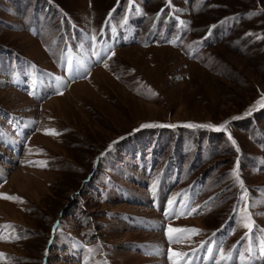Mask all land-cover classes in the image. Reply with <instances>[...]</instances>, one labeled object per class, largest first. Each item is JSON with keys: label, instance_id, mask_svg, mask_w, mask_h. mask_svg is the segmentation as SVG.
<instances>
[{"label": "rangeland", "instance_id": "obj_1", "mask_svg": "<svg viewBox=\"0 0 264 264\" xmlns=\"http://www.w3.org/2000/svg\"><path fill=\"white\" fill-rule=\"evenodd\" d=\"M261 258L264 0H0V264Z\"/></svg>", "mask_w": 264, "mask_h": 264}, {"label": "bare ground", "instance_id": "obj_2", "mask_svg": "<svg viewBox=\"0 0 264 264\" xmlns=\"http://www.w3.org/2000/svg\"><path fill=\"white\" fill-rule=\"evenodd\" d=\"M83 64H84V63H82L81 65H83ZM51 102L53 103L54 100H51L49 103H51ZM49 103H48V104H49ZM48 104H47V105H48ZM23 106H24V105H23ZM31 107H33V109H34V106L31 105ZM31 110H32V109H31ZM29 112H30V111H29ZM31 113H32V112H31ZM33 115H34V112H33L30 116H33ZM18 183H20L19 180H18V176H16V175H11V177H10V181H9V183H8V186L11 187V186H14L15 184L18 185ZM157 220H158V219H157ZM186 222H187V221H186ZM189 223H190V222H189ZM189 223H188V224H189ZM182 225H184V223H183ZM190 225H192V226H193V225H196V226H199V227H200V224H199V222H197V221H194V222L191 223ZM156 239H159V238L156 237ZM156 239L154 238V240H156ZM156 244L159 245V243H156ZM261 257H262V256H261ZM136 259H138L136 255H135L134 257H133V256H132V257L130 256V260H131L132 263L135 262ZM138 261H139V260H138ZM140 261H141V259H140ZM154 263H155V262H152V264H154Z\"/></svg>", "mask_w": 264, "mask_h": 264}, {"label": "snow or ice", "instance_id": "obj_3", "mask_svg": "<svg viewBox=\"0 0 264 264\" xmlns=\"http://www.w3.org/2000/svg\"><path fill=\"white\" fill-rule=\"evenodd\" d=\"M74 67H78V66L74 65ZM209 127H211V126L209 125ZM245 226L247 227V225H245ZM180 231H181V229H174V228L169 227L168 228L169 238L170 239L172 238V233L173 232H180ZM192 231H195V230H192Z\"/></svg>", "mask_w": 264, "mask_h": 264}]
</instances>
